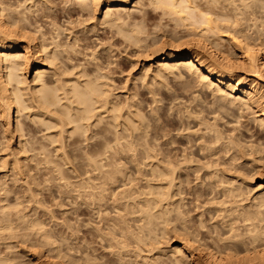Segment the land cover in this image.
Listing matches in <instances>:
<instances>
[{
    "label": "bare ground",
    "instance_id": "6f19581e",
    "mask_svg": "<svg viewBox=\"0 0 264 264\" xmlns=\"http://www.w3.org/2000/svg\"><path fill=\"white\" fill-rule=\"evenodd\" d=\"M55 1L0 0V264H264V0ZM54 180L102 252L40 220Z\"/></svg>",
    "mask_w": 264,
    "mask_h": 264
},
{
    "label": "rangeland",
    "instance_id": "374dc122",
    "mask_svg": "<svg viewBox=\"0 0 264 264\" xmlns=\"http://www.w3.org/2000/svg\"><path fill=\"white\" fill-rule=\"evenodd\" d=\"M62 2H63V3H62ZM55 4H56V5L59 4V5H57V7H59V8L56 7L57 10H59V9L62 8V5L64 6V0H56V1H55ZM58 14H59V16H60V17H59V23L63 24V23H64V17H63V16H64V13H62L61 10H59V11H58ZM152 16H154V14H152ZM61 17H62V18H61ZM85 17H86V16H85ZM150 17H151V16H150ZM75 18H77V15H76L75 13H73L72 20H77V19H75ZM60 19H61L63 22H62ZM150 19H151V20L148 21L149 28H151V29L153 28V29H154V28H155V25H154V24H156V23L158 22V20H156V19H154V18H152V17H151ZM92 21L95 22L94 20H92ZM92 21L89 20L86 24H88V25H89V24H92V23H93ZM154 22H155V23H154ZM150 23H151V24H150ZM153 23H154V24H153ZM77 25H78V24H77ZM77 25L75 24V26L77 27V28L75 27V29H81V28H83V25H81V26L79 25L80 28H79ZM153 26H154V27H153ZM99 27H100V28H99ZM101 28H104V29H101ZM98 30H99L98 32H96V31H95L94 33L91 32V35L88 36V40H87V41L90 42V43L86 42V44L88 43V45L90 46V48L92 47L90 50H93V49H94L93 47L97 44L96 42L100 41L101 39H103V40H102V43H104V42H106V41L108 42V44H107V42H106V46H105V44L102 45V47L104 46V48H105V49L103 48V49H104V52L107 50V51L105 52L106 54H103V50L101 49V48H102L101 45H100V49H99V50H100V53H102V54L104 55L105 59L108 60V56H109V59H111V60L113 59L112 61H114V60L116 61V62H114V64L112 65V67L114 68V72H115L114 77H115V80H116V82H117V83H116V84H117V87L120 86V89H118V92H119V90H122L121 87H123V86L126 84L125 79L128 78V77H126V76H129L131 72L134 73V71H135V72L139 71V68H138L139 66H138V65H135V66L133 65V62H135V59H136V58L133 59L134 56H132L131 53H129L128 51H126V49L124 48V45H122V44L120 45V43H116L114 46L111 47L112 50H111V54L109 55V53H110V52H109V51H110V48H109V47H110V44H111V43L109 44V42L112 40V39H110V37H111V35L109 34V33H110V30L108 29V27L105 28V27H102V26H98ZM102 30H103V31H102ZM104 30H105V31H104ZM101 31H102V32H101ZM153 31H154V30H153ZM160 31H161V30H160L159 28H158V29L156 28L155 31H154V33H156V35H158V33H159V34L161 33ZM96 34H98V35H96ZM99 35H100V36H99ZM93 36H94V38H93ZM96 36H97V38H96ZM105 36H106V38H105ZM92 38H93V40H94V39H97L98 41H97V40H94V41H96V42H94V41L92 40ZM99 39H100V40H99ZM104 40H105V41H104ZM92 41H93V42H92ZM103 41H104V42H103ZM91 42H92V43H95V44H92ZM99 43H101V41L98 42V44H99ZM91 44H92V46H91ZM108 45H109V47H107ZM115 46L117 47V49H116ZM114 47H115V49H114ZM96 48L98 49V48H99V45L96 46ZM107 48H108V49H107ZM99 50H98V51H99ZM108 50H109V51H108ZM118 50H119V51H118ZM87 52H88V51H87ZM118 52H119V53H118ZM116 53H117V54H116ZM126 53H127V54H126ZM112 54H113V56H112ZM128 54H129V56H127ZM110 56H112V58H111ZM114 56H115V58H113ZM78 57L80 58V56H78ZM127 57H128V58H127ZM129 57H130V58H129ZM131 57H132V58H131ZM81 58H82V55H81ZM119 58H120V59H119ZM103 60H104V59H103ZM133 60H134V61H133ZM140 62H141V60H140ZM116 63H117V65H116ZM118 65H119V66H118ZM131 65H133V66H131ZM116 66H118V67H116ZM136 66H137V68H136ZM134 68H135V69H134ZM130 69H131V70H134V71H131ZM130 71H131V72H130ZM124 72H125L126 75L123 74ZM129 72H130V73H129ZM127 74H128V75H127ZM32 76H34V74L30 73L29 78L32 79V78H33ZM122 76H123V77H122ZM126 80H127V79H126ZM120 82H121L122 84H121ZM129 85H130V88H133V89H134V87H133L132 84H129ZM131 86H132V87H131ZM139 90H140V91L138 92L139 95H140V96L138 95L139 97H146V96H147V94H146L147 91H146L145 89L143 90V89L141 88V89H139ZM162 98H163V97H162ZM166 98H167V97H165L164 100H165ZM164 100H163V102H164L163 105L166 107V106L168 105V101H167V100L164 101ZM166 102H167V103H166ZM176 105H177V104H176ZM262 170H263V172L261 171V173H264V169H262ZM252 174H253V173L248 174V175H249L248 177L256 176V174H255V175H254V174L252 175ZM39 175H40V174H39ZM39 175H38V178L43 179V176H44V175H40V176H42V177H40ZM72 175H74V174H72ZM257 175H258V174H257ZM259 175H260V174H259ZM261 175L264 176V174H261ZM261 175H260V177H259V176H258V177H254L255 179L253 180V182H255V183H253V184H257V185H259V184L261 183V181H260V179L262 178ZM44 178H45V176H44ZM252 178H253V177H252ZM72 181H73V180H72ZM50 182H51V183H50ZM52 182H54L53 185H52ZM55 182H57V181H55V180H54V181H48L47 183L43 184V186H45L44 188H46L45 190H44V188H42L43 186H40V187H39V190H40V188H41V191H42V192L39 191L38 198L40 199V202L43 204V205H42V204H40V205L45 206V207H44L45 209H44V208H43V209L41 208V209H42V210H41V209L39 208V205H38V204H35V205L32 204V206H31V205L28 206L29 204L33 203V202L29 203V201H28V200L30 199V197H29V193H28L24 188H21V187H19L18 185L12 187V188L14 189V193L11 194L12 196H9V200H11L12 202L15 201L14 199H16V198L18 197L15 193L18 194V192L20 191L19 188H21V192H19L18 195H20V196L22 195V197L25 198V200H24L22 197H20V196H19L18 198H20V199L22 198L21 201H23V200H24V201H28V203H29V204H28V203H26V202L23 201L24 204L26 203L27 205H23V204H22V205H23V206H26L27 208H29V207H30L31 209L34 208L35 210H37V208H39V210H37V211H35V212L38 213V214H37V213H36V214L38 215V217H40V220H42L43 218L46 219V220L43 219V221H44L46 224H48V225L50 224V225H51V223L53 222V220L56 221L58 218H59V219H58V222L65 221V219H66V220L68 219V222H70V224H71V222H73V225H71V228H72V229H71V228L69 229V228H67V226H66L67 230L71 233V234H69V235H70L69 238H71V239H69V241H68V243L70 242V243H69L70 245L72 244L73 246H76V245L78 244V241H79V239L77 240L76 238H79L78 236L82 237L83 234H85V236L87 237L88 242H90L91 246L95 247L98 251L102 252V249H101V247H100V245H99L97 239L92 238V240L90 241V239H91V237H92L91 234L89 233L90 226H89V225H85V224L87 223V218H88V215H89L90 213H91V214L89 215V218H90V216H92L91 218H93V219H95V218L98 219L97 214H96L95 212H93V211L91 212V210H89V209H85V206H84V208L81 207L80 209H78V208L80 207V204H79V202H76V201H79V199H78V200L76 199V198H78V197L76 196V194H75V195L72 194L71 196H70V194H69V195H66L67 193H65V191H64L65 189H63V192H64V193H62V188L59 187V186H57V185H58V182H57V185H56L57 187L54 186V185H55ZM53 186H54V187H53ZM17 187H18V188H17ZM15 189H16V190H15ZM42 189H43V190H42ZM23 190H24L25 192H23ZM47 190H50V191H47ZM22 192L26 194V197H25V195H24ZM40 192H41V193H40ZM13 194H15L17 197L14 195V196L16 197V198H14V197H13ZM42 194H43L44 197L41 196ZM49 194H50V195H49ZM63 194H65V195H63ZM23 195H24V196H23ZM68 196H69V197H68ZM72 196H73V197H72ZM27 197H28V199H27ZM53 197H55V198L53 199ZM57 197H58V198H57ZM67 197H68L69 199H68ZM70 197H72V198H70ZM12 198H14V199L12 200ZM43 198H44V199H43ZM63 198H64V199H63ZM65 198H66V199H65ZM20 199H19V200H20ZM26 199H27V200H26ZM59 199H60V200L63 199V201H62V200H61V201H62V202H65V203L62 204L60 201H58ZM67 199H68L69 201H68ZM73 199H74L75 202L73 201ZM75 199H76V200H75ZM41 200H42V201H41ZM50 200H51V201H50ZM52 200H53V201H52ZM56 200L58 201V202H57L58 204L55 206V204H56ZM71 200H72V201H71ZM54 201H55V203H54ZM45 202H46L47 205L45 204ZM59 202H60V203H59ZM50 203H51V208H52L51 210H53V212H54L53 214L56 213V214L54 215L55 219L57 218L56 220L54 219V217H52L53 220L50 218L51 215H49V214L52 213V211H50V207H47V206H50V205H49ZM52 203H53V204H52ZM69 203H70V204H69ZM76 203H78L79 205L76 204ZM44 204H45V205H44ZM61 204H62L63 206H65V207H63V208H62V206L60 207ZM36 205H38V207H37ZM58 205H59V206H58ZM75 205H76V207H77V206H79V207L76 208ZM23 206L21 207V208H23L22 210L25 209V207H23ZM34 206H36V207H34ZM54 206L56 207V209H55ZM40 207H41V206H40ZM46 207L49 208V210H47ZM59 207H60V209H59ZM30 208H29V209H25L24 212H29V210H31ZM57 208H58V209H57ZM61 208H62L63 210H62ZM76 209L78 210V213H80L81 211H83V213H84V215H82V214H83V213H82V214H81V217L79 218V219H80V221H79V222H80V225L76 224V223H79V222H77V220H79V219H78V213H77V210H76ZM81 209H82V210H81ZM26 210H27V211H26ZM43 210H45L46 212H44ZM88 210H89V211H88ZM31 211H32V210H31ZM31 211L29 212L30 214L34 212V211L31 212ZM41 211H42V212H41ZM47 211H50L49 214H47ZM60 211H61V212H60ZM35 212H34V213H35ZM64 212L67 214L68 217L65 216V213H64ZM69 212H70V213H69ZM86 212H87V213H86ZM61 213H62V215H61ZM63 213H64V214H63ZM93 213H94V215H93ZM45 214H46V215H49V219H47V217H46ZM53 214H52V216H53ZM74 214L77 215L76 218L74 217ZM43 215H44V216H43ZM33 216H36V215H33ZM41 216H42V217H41ZM62 216H63V217H62ZM95 216H96V217H95ZM94 217H95V218H94ZM41 218H42V219H41ZM62 218H63V219H62ZM69 218H70L71 220H70ZM89 218H88V220H89ZM91 218H90V219H91ZM50 219H51V220H50ZM97 219H95V220H97ZM81 220H82L85 224H84ZM85 220H86V221H85ZM91 220H92V219H91ZM51 221H52V222H51ZM49 222H50V223H49ZM56 222H57V221H56ZM58 222H57V223H58ZM74 222H75V224L77 225V230H78L79 226L81 227L83 224H84L85 226H87V227L89 226V228L87 229L86 227H83V226H82L81 228H82V229L84 228L85 230H84V229H83V230L80 229V230H81V233H79V232L76 230V227H75L74 229L77 231V232H75L74 229H73V227H72V226H75V225H74ZM81 222H82L83 224H82ZM54 225H55V226H54ZM58 226H59V227H58ZM58 226H57L55 223L53 224V228L55 227L56 231L64 232L66 235H68L69 232H68L67 230L65 231V229H66V228L64 227L65 225H62V226H61V224H60V225H58ZM57 227H58V228H57ZM60 228H61V229H60ZM62 228H63L64 230H63ZM86 230H87V231H86ZM66 232H68V233H66ZM73 232H75V234H74ZM72 233H73L74 235H73ZM76 233H77V235H76ZM78 233H79V234H78ZM87 234H88V235H87ZM69 235H68V236H69ZM90 236H91V237H90ZM76 240H77V241H76ZM93 241H94V242H93ZM76 242H77V243H76ZM92 243H93V245H92ZM94 243H95V244H94ZM170 244H173V243H170ZM73 246H72V247H73Z\"/></svg>",
    "mask_w": 264,
    "mask_h": 264
}]
</instances>
